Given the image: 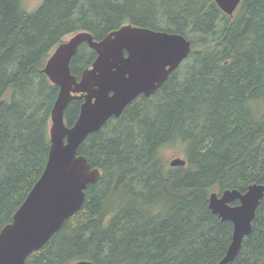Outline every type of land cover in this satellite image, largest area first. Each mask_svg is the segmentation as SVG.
<instances>
[{"label":"trees","instance_id":"trees-1","mask_svg":"<svg viewBox=\"0 0 264 264\" xmlns=\"http://www.w3.org/2000/svg\"><path fill=\"white\" fill-rule=\"evenodd\" d=\"M24 1L0 0V232L47 161L51 52L74 33L99 41L128 25L182 35L191 51L153 95L87 136L78 155L100 179L25 264H219L233 229L210 211V194L264 187V0H241L231 16L213 0ZM94 59L82 44L71 74ZM80 105L68 104L66 126ZM167 148L185 166L171 167ZM228 264H264V195Z\"/></svg>","mask_w":264,"mask_h":264},{"label":"water","instance_id":"water-1","mask_svg":"<svg viewBox=\"0 0 264 264\" xmlns=\"http://www.w3.org/2000/svg\"><path fill=\"white\" fill-rule=\"evenodd\" d=\"M213 1L231 16L241 0ZM82 44L95 53V59L77 79L69 65ZM190 51V41L182 35L128 25L99 41L88 32H77L54 48L43 70L58 88L50 113L48 157L40 177L0 232V264H25L32 252L41 249L80 210L87 186L101 176L85 157L78 155L80 145L109 119L118 118L135 98L153 95ZM72 100L82 103L76 121L68 127L64 112ZM169 165L183 167L185 161L177 157ZM263 195L264 187L256 184L244 193L226 190L210 194V211L221 221L230 222L233 229L219 264H228L237 256L243 239L251 232Z\"/></svg>","mask_w":264,"mask_h":264},{"label":"rangeland","instance_id":"rangeland-1","mask_svg":"<svg viewBox=\"0 0 264 264\" xmlns=\"http://www.w3.org/2000/svg\"><path fill=\"white\" fill-rule=\"evenodd\" d=\"M40 2H41V0H25L24 5H25L26 9L32 10V9L36 8ZM69 37L70 36L66 37L64 41H67L69 39ZM163 156L165 159H167V161H170L176 157L182 158L181 156L178 155L177 150H175L174 148L165 149L163 151Z\"/></svg>","mask_w":264,"mask_h":264},{"label":"flooded vegetation","instance_id":"flooded-vegetation-1","mask_svg":"<svg viewBox=\"0 0 264 264\" xmlns=\"http://www.w3.org/2000/svg\"><path fill=\"white\" fill-rule=\"evenodd\" d=\"M81 103H82V101H81ZM78 117V116H77Z\"/></svg>","mask_w":264,"mask_h":264}]
</instances>
